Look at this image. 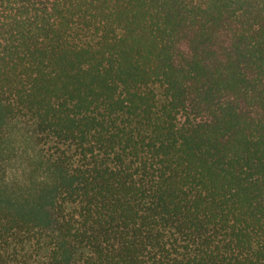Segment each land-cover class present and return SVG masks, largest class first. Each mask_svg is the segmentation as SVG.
I'll use <instances>...</instances> for the list:
<instances>
[{
    "label": "trees",
    "instance_id": "trees-1",
    "mask_svg": "<svg viewBox=\"0 0 264 264\" xmlns=\"http://www.w3.org/2000/svg\"><path fill=\"white\" fill-rule=\"evenodd\" d=\"M0 264H264V0H0Z\"/></svg>",
    "mask_w": 264,
    "mask_h": 264
}]
</instances>
